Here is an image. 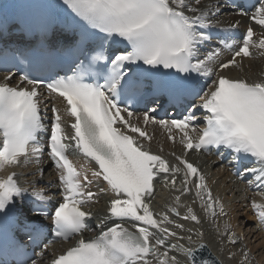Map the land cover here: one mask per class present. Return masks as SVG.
<instances>
[{
  "label": "snow or ice",
  "instance_id": "snow-or-ice-1",
  "mask_svg": "<svg viewBox=\"0 0 264 264\" xmlns=\"http://www.w3.org/2000/svg\"><path fill=\"white\" fill-rule=\"evenodd\" d=\"M201 4L202 0H62L60 8L78 38L71 48L42 45L41 54L70 58L74 65L70 66L71 75L57 74L45 81L25 74L19 84L27 86L0 82V172L21 164L40 165L47 149L59 174L62 202L53 211H36L50 203L52 197L44 189L32 187L30 196L40 203L27 209L35 213L25 217L30 223L21 222L24 205L17 198H23L29 189L18 182L16 172L0 176V241L6 248L13 247L23 254L20 236L26 231L35 239L43 232L44 218H50L55 238L68 241L79 236L51 264H152V260L156 264H220L219 260L198 258L196 248L180 243L197 242L193 229L175 224L176 229L186 233L178 237L177 231L164 227L173 221L167 214L157 219L149 202L155 191L154 180L168 175L171 179L165 186L180 193L171 206L175 215H180L181 196L191 193L193 188L207 216L226 215L224 203L213 194L205 174L185 155L212 146L233 153L230 163L234 164L238 178L250 175L254 178L249 181L250 186L264 188V79L249 82L246 78L220 74L230 67H239L243 58H251L253 49L264 56V34L257 37L253 28L248 27L239 44L234 38L221 40L224 49L234 51L230 60L218 65L217 71L213 65L221 48L206 52L203 58L200 50L212 43L210 17L220 12V6L210 4L205 8ZM257 4L258 7L251 6L255 8L251 19L264 27V0H257ZM243 7L240 14L249 15ZM233 27L229 25V29ZM214 75L216 79L207 84ZM4 79L8 81L11 76ZM101 79L103 83L99 82ZM42 84L50 96L62 98L64 104L63 110L52 104L47 125V109L42 115L38 91ZM198 96L200 103L196 104L194 99ZM122 97L124 101L150 100L154 104L164 97L173 105L186 101L183 106L187 115L179 119H156V107L143 113L145 127L161 126L173 142L178 132L185 154L171 153L176 164H170L163 155L152 153L139 142L138 137L148 141L152 137L132 122L134 113L120 106ZM197 110L205 113L204 128L196 125ZM66 118L71 119L70 124ZM42 134L47 136L44 142ZM70 148L94 161L97 168H78L69 158ZM249 163L257 166L248 167ZM36 171L42 173L40 168ZM181 174L183 179L177 187L176 177ZM94 181L104 182L99 193H112L114 198L109 201L108 217L97 225L98 235L86 239L83 234L89 230L87 220L93 213L85 210L84 205L97 202L98 193L90 190ZM251 205L264 224V204L252 200ZM110 218L132 222V228L115 222L108 226ZM183 219L200 222L191 206H186ZM17 223L21 227L10 234V225ZM231 227L226 222L225 229ZM195 235L199 240L203 232L197 231ZM168 237L178 239L172 242ZM240 239L235 232L228 236L233 245ZM199 247L207 245L201 242ZM172 250L183 259L170 255ZM240 254L242 259L237 264H250L248 252L241 250ZM20 264L28 262L21 260ZM31 264H37L36 260Z\"/></svg>",
  "mask_w": 264,
  "mask_h": 264
},
{
  "label": "bare ground",
  "instance_id": "bare-ground-1",
  "mask_svg": "<svg viewBox=\"0 0 264 264\" xmlns=\"http://www.w3.org/2000/svg\"><path fill=\"white\" fill-rule=\"evenodd\" d=\"M229 17V20H237V16L233 15L232 13H225L220 16L222 17ZM255 28L258 29L261 34H264V30L257 27V23L253 22ZM247 22L246 19L242 18L241 26L243 28L247 27L249 24H253ZM261 73H264V56L260 55L258 52L254 59H243L242 62V70H230L228 73L233 78H250V77H260ZM3 75L1 78H4ZM168 144H163V147H166ZM190 158L195 161L199 162L202 169L207 173L209 180L213 183L214 190L217 194H219L225 200L227 204V209L230 211L228 217L232 222L233 226L235 227V231H237L244 239H240L244 243L247 244V248L250 249L251 255L254 257V261H250V264H264V224H261L256 218L251 214V210L249 211L250 198H243L241 195V187L239 184L234 182V179L231 177L227 168H222L219 162H216L215 159H202L197 158L190 155ZM28 172V170L24 171ZM27 180L37 184L41 188L46 189V194L50 193L49 187L47 182H51L55 180L56 176L51 169L45 174L43 178L39 177V173L36 172V169H31L27 174ZM102 185V184H101ZM162 195L165 192L161 193ZM110 193L104 194L101 193L97 201L100 203L97 204L95 209L99 214L105 213V201L109 197ZM103 219V218H102ZM186 224V223H185ZM173 231L181 232L174 227H169ZM226 230V229H222ZM221 233L223 234V231ZM186 235V233H182ZM161 235V234H159ZM207 239L210 241L211 245L216 246L217 241L215 240H225L227 237L223 235H218L217 237L213 236V231L209 228ZM230 236V235H226ZM172 238L168 237L167 239ZM238 241V245L233 247V251H229V247L223 245L222 241L218 242L220 248H217V253L221 258H225L226 264H237L240 260L238 257L241 253L240 247L244 248L243 243ZM186 246H193V244ZM246 249H243L245 251ZM176 252V251H175ZM232 253H236V256L233 257ZM178 255V259H181L180 255Z\"/></svg>",
  "mask_w": 264,
  "mask_h": 264
}]
</instances>
